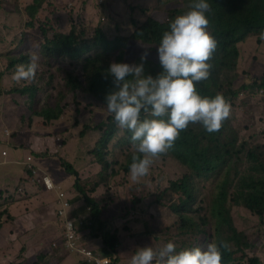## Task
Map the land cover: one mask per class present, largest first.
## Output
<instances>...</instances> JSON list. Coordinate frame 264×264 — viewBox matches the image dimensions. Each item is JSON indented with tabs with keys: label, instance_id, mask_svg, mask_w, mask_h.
<instances>
[{
	"label": "rangeland",
	"instance_id": "rangeland-1",
	"mask_svg": "<svg viewBox=\"0 0 264 264\" xmlns=\"http://www.w3.org/2000/svg\"><path fill=\"white\" fill-rule=\"evenodd\" d=\"M51 1L55 2L59 10L57 13L52 11L40 13L36 18L33 32L39 39L34 41V48L27 49V45L22 47L14 40L8 45V40L0 35V47L4 46L0 48L1 54L5 52L6 55V52L16 44L13 57L26 51L37 55L38 46L43 40L42 27L49 30L45 26L46 22H50L51 31L67 34L74 30V34L78 37L91 38L98 24L106 30V35L110 33L130 35L128 33L132 27L131 21L134 22L135 19L144 21L151 15L162 22H169L175 15L188 10L192 4V0ZM10 3L12 4V0L1 2L0 16L7 13ZM19 23L22 26L18 37L15 38L17 41H21V33L24 32L23 26H25L21 20ZM0 27H5V22L2 20ZM79 32H82L81 35ZM239 46L237 71L228 73L229 76L234 75L233 87L240 88L241 93L244 94L232 102L231 125L237 135L249 145L264 144V91L253 84L259 82L264 75V42L260 43L255 35L240 42ZM144 52H147L148 62L153 67L156 66L158 55L154 54L145 43L133 38L128 42L126 61L133 62ZM92 54L89 52L85 56ZM13 57L10 55L9 58ZM61 62L77 70L82 65V60L65 59ZM8 64L5 58L0 59V72L4 74L0 82V180L6 182L5 188H0V208L5 209L0 222L4 219L8 220L5 222V230L0 232V264H34L39 255L44 256L41 264H55L49 258L46 259V255L49 254L43 252L47 248L51 249V253L60 251L58 248L54 249L51 243L58 242L62 234L57 216L54 215L56 205L53 194L45 190L41 181L42 175H48L55 185L61 187L60 191L71 203L67 212L76 216L77 223L80 221L79 216L84 217L87 214L91 205L78 194L74 188L76 180L74 173H67L61 161L75 169L79 183L84 186L88 195L93 193L97 185H107L108 193L102 195L103 189L100 188L96 192V197L102 207L100 215L104 224L102 227L110 234L116 232L117 237H120L115 261L112 264H128L131 255L139 246L144 247L145 242L150 243L149 246L153 249L162 247L169 240L173 241L177 248H180V243L196 242L195 234L184 236L178 234V217L170 208L178 192L170 190L169 184L189 173L186 167L177 165L167 158L154 159L148 174L133 180L130 172L126 175L117 171L119 166L116 163L123 160L125 151L122 150L125 146L116 145V138H119L116 135V138L114 137L107 144L109 170L100 172L101 168L95 162V146L104 128L96 129L99 123L105 121V112L96 107L82 105L78 108V113L67 109L59 119L50 123H46L43 118L33 117L26 109L30 107L28 93L24 95L14 93V89L21 85V82L12 80L11 74L16 65L8 66ZM5 68H8V71ZM61 84L62 79L59 76L47 78L42 75L37 83L38 101L34 104L35 109L39 110L47 104L51 105L52 100L48 97L55 96ZM244 84L245 88L242 87ZM28 165L36 168L37 173L32 174L26 168ZM246 167L247 165L241 164V170ZM211 178L214 179L215 176ZM139 186L145 195L135 194L134 188L137 189ZM211 190V185L209 187L206 181L200 180L192 206H199L200 203L210 200ZM229 213L234 227L240 231L255 232L264 240V222H261L257 216L246 208L234 204L230 205ZM188 214L189 212H186L185 215ZM16 217L17 221L22 219L25 221L26 226L19 224L23 231L14 229V222L10 220ZM0 228H3V224ZM96 228L97 226L92 229L94 237L90 240L91 248L103 252V237ZM13 233L17 237L11 242L7 241ZM90 234L91 229L87 228L82 238H91ZM204 243L197 241L195 244ZM248 248L246 255L257 257L261 264H264V243L256 248ZM63 253L65 255L66 251ZM64 257L70 262L73 260L68 258V254ZM74 263L79 264L75 258ZM242 263L250 264L246 259Z\"/></svg>",
	"mask_w": 264,
	"mask_h": 264
},
{
	"label": "trees",
	"instance_id": "trees-1",
	"mask_svg": "<svg viewBox=\"0 0 264 264\" xmlns=\"http://www.w3.org/2000/svg\"><path fill=\"white\" fill-rule=\"evenodd\" d=\"M209 3L211 10L207 13L208 30L215 37L217 44L209 60L210 75L206 80L196 82V87L202 95L222 94L230 103V114L222 121L220 129L212 133L205 131L199 122H190L188 127L180 132L170 149L151 157V160L167 158L177 165L186 167L189 172L169 184L170 190L178 192L170 208L178 217L180 236L195 234L196 242H205L204 244L212 240L218 243L225 242L227 248L222 247V264H243L245 259L250 264H261L257 257L246 255V250L249 249L248 247L256 248L264 243V240L255 232L238 230L229 218L230 205L234 204L246 208L264 222V144L249 145L232 128L230 121L233 115L232 102L244 92L241 93L240 88L233 87L234 75L229 76L228 72L237 71L240 42L255 35L258 38L260 29L264 28V0H209ZM22 8L29 25L34 24L36 15L47 11L57 13L59 10L51 0H26ZM56 15L60 17L59 14ZM131 25L128 33L130 35L111 33L106 35V30L98 24L93 30L94 35L86 38L78 37L74 34V30L67 34L51 31V24L46 22L45 26L49 30L42 27L43 40L38 46L36 55L38 59L35 76L30 81H21V85L14 89V93L21 95L28 93L30 107L26 109L33 117L45 119L46 123L59 119L67 109L78 113V108L82 105L96 107L105 112V121L99 123L96 129L104 128L95 146V162L100 166V172L109 170L107 144L116 135L119 137L118 139L115 137L116 145L125 146L122 150L125 151L123 160L116 163L119 166L118 172L129 175V165L134 152L129 140L130 133L117 126L104 104L105 94L113 87L112 78L106 72L109 62L126 61L128 42L131 38L142 41L157 55L158 43L162 32L168 27V22H162L149 15L144 21L139 19L131 21ZM3 31L2 29L0 35L6 39ZM81 33L79 32V35ZM262 42L264 41L260 40V43ZM89 52L93 54L85 56ZM9 54L8 51L6 55L5 52L0 53V59L5 58L9 62L8 66L27 63L32 55L24 53L20 56H12L13 58L10 59ZM65 59L82 60L81 68L77 70L69 64L62 63L61 61ZM139 62H141L140 58H137L129 63ZM143 63L146 74L155 76L161 71L159 60L154 67L148 59ZM5 70L8 71V68ZM2 75L3 72H0V82ZM42 75L47 78L59 76L62 84L59 85L55 96L49 95L52 104H47L46 107L38 110L35 109L34 104L38 101L37 83ZM253 84L264 91V75L259 82ZM242 87L245 88L246 85ZM61 164L67 173H74L76 177L74 188L84 201L91 205L87 221L93 224V228L97 226V232L103 237V254L115 255L120 237H117L116 232L110 234L102 227L103 222L100 219L102 207L96 197V192L100 188L103 189L102 195L108 193L107 185H97L93 193L88 195L84 186L79 183L75 169L66 165L64 161H61ZM241 164L247 167L241 170ZM212 176L215 178L212 179ZM200 180L206 181L209 187L212 186L210 200L200 203L199 206H192ZM134 191L136 195H145L140 186L134 188ZM4 210L0 208V219ZM186 212L190 215H185ZM196 242L180 243L179 247L204 245L195 244ZM149 245L150 243H147L145 246ZM47 257L48 255L46 259ZM43 259L44 256L39 255L34 264H41Z\"/></svg>",
	"mask_w": 264,
	"mask_h": 264
},
{
	"label": "clouds",
	"instance_id": "clouds-1",
	"mask_svg": "<svg viewBox=\"0 0 264 264\" xmlns=\"http://www.w3.org/2000/svg\"><path fill=\"white\" fill-rule=\"evenodd\" d=\"M15 2L12 0V3ZM210 10L209 0H192L188 10L169 20L157 47L161 65V71L157 75L145 73L143 61L147 58V52L141 53L139 63L116 60L109 62L106 72L112 78L113 87L105 94L104 104L117 126L130 133L129 140L134 152L129 172L133 180L148 174L151 157L170 149L180 132L187 128L190 122H199L205 131L212 133L220 129L222 121L230 114V103L222 94L202 95L196 87V82L206 80L210 75L209 60L217 44L215 37L208 30L207 13ZM17 11L20 13L19 7ZM39 16L40 14L36 15V18ZM36 18L34 24L29 25L27 19L20 15L19 21L25 25L21 41L15 40L22 26L17 20L15 34L6 37L9 42L7 44L10 45L14 40L22 47L27 45V49H33L34 41H38V36L33 32ZM29 28L32 32L28 31ZM258 38L264 41V28L260 29ZM15 45L8 50L11 56H14L16 51ZM25 53L30 54L29 51ZM37 59L33 54L27 63L17 64L11 74L12 80H32L37 69ZM26 168L32 174L37 173L36 168L30 165ZM43 176L49 177L42 175L41 181ZM49 179L51 180L50 177ZM51 182L53 190L46 189L43 182L42 184L45 190L54 194V215L57 216L60 204L56 193L61 192V187L56 186L52 180ZM64 199L71 204L66 196ZM88 215L87 212L84 217L79 216L80 221L77 223L76 216L68 213V216L75 220L80 236L85 229H93V224L87 221ZM57 219L62 234V220L58 216ZM90 235L91 238H82L89 248L90 240L94 237L92 232ZM51 246L73 254L79 264H87L80 260L78 253L63 247V234L62 238L58 242H52ZM222 247L227 248V244L212 240L203 246L177 248V245L169 240L158 249L151 246L138 247L129 258L128 264H222ZM91 249L104 257L112 258V262L115 261V255L107 256L99 250Z\"/></svg>",
	"mask_w": 264,
	"mask_h": 264
},
{
	"label": "built area",
	"instance_id": "built-area-1",
	"mask_svg": "<svg viewBox=\"0 0 264 264\" xmlns=\"http://www.w3.org/2000/svg\"><path fill=\"white\" fill-rule=\"evenodd\" d=\"M42 182L46 189L53 190L54 186L49 177L43 176ZM56 195L60 204L57 216L62 220L63 247L70 252L78 253L80 260L87 264H112V258L102 256L83 243L75 220L68 216L67 211L70 207L68 201L64 199L62 192H57Z\"/></svg>",
	"mask_w": 264,
	"mask_h": 264
},
{
	"label": "crops",
	"instance_id": "crops-1",
	"mask_svg": "<svg viewBox=\"0 0 264 264\" xmlns=\"http://www.w3.org/2000/svg\"><path fill=\"white\" fill-rule=\"evenodd\" d=\"M3 0H0V5H1V2H2ZM26 2V0H16V2L15 3H10V6H9V8H8V10H7V13H5V14H2L1 15V18H0V20H2V21H4L5 22V27L4 28H1L0 27V29L2 30V29H4V31H3V34L6 36V37H8V36H11V34L13 33V34H15V30H16V22H17V20H19V18H20V15H22L23 17H25L26 19H27V17H26V15H25V13H24V11H23V8H22V6H23V4ZM28 3V2H27ZM18 7L20 8V13L17 11V9H18ZM28 31H30V32H32V29H30L29 28V30ZM5 186H6V182H4V181H2V180H0V188H5ZM56 186H58V185H56ZM58 187H60V186H58ZM44 197H46V196H44ZM53 197H54V194H53ZM92 197H93V195H92ZM8 220H6V219H4V220H2L1 222H0V224H3V228L1 229L0 228V232H2V231H4L5 230V222H7ZM10 221H12V222H14V224H13V226H14V229L15 230H19V231H23V229L21 228V227H19L20 225L19 224H23L24 226H26V223H25V221L22 219V221H17V217L16 218H13V219H11ZM90 229H91V232H92V227H90ZM8 234V233H7ZM17 237V235L16 234H12V236L11 237H8L7 238V241H9V242H11V241H13L15 238ZM130 239H133V238H130ZM135 239V238H134ZM135 240H138V239H135ZM6 241V242H7ZM12 244V243H11ZM144 245H147V243L145 242L144 243ZM143 246V245H142ZM140 247V246H139ZM52 251H51V249L50 248H47V249H45L44 250V254L45 253H47V254H49L48 255V257L47 258H49L51 261H54L55 262V264H75L74 263V258L76 259V261H77V258L73 255V254H71V253H68V252H66L65 253V255L66 254H68V258H73V260L70 262L69 260H65V255H64V253L63 252H65V251H55V252H53V253H51ZM62 256H61V255ZM61 256V259L59 260V262L57 263V260H58V258ZM67 258V257H66ZM119 255H118V262H119Z\"/></svg>",
	"mask_w": 264,
	"mask_h": 264
}]
</instances>
